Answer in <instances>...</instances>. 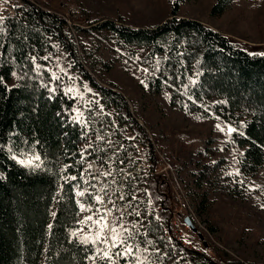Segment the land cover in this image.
<instances>
[{
  "label": "rangeland",
  "instance_id": "obj_1",
  "mask_svg": "<svg viewBox=\"0 0 264 264\" xmlns=\"http://www.w3.org/2000/svg\"><path fill=\"white\" fill-rule=\"evenodd\" d=\"M24 1L65 20L67 41H52V51L36 67L50 88L55 84L74 100L68 122L76 121L87 133L81 154L86 177L78 194L86 190L88 199H78L79 234L92 242L102 216L109 225L128 229L133 256L114 257L115 264H264V169L250 173L240 167L243 150L229 139L233 127L211 111L213 99L195 100L196 109H190L184 100H179L182 106L173 105L169 88L152 91L162 58L147 46L118 41L109 28L152 30L170 17L174 0ZM214 2L185 0L177 16L197 20L238 48L263 55L264 0H228L210 13ZM21 4L0 0L9 17L18 14ZM94 84L118 92L126 110L109 105ZM35 157L16 159L33 163ZM164 208L170 210L167 216ZM185 216L204 234L205 245L184 227ZM173 219L181 222L182 240L167 236ZM104 235H111L109 229ZM106 247L95 243L90 262L109 264L96 255Z\"/></svg>",
  "mask_w": 264,
  "mask_h": 264
},
{
  "label": "trees",
  "instance_id": "obj_2",
  "mask_svg": "<svg viewBox=\"0 0 264 264\" xmlns=\"http://www.w3.org/2000/svg\"><path fill=\"white\" fill-rule=\"evenodd\" d=\"M184 1L174 0L170 17L152 30L109 28L118 41L147 46L162 58L152 91L169 88L171 103L184 100L190 109L195 100L213 99L211 111L235 129L229 139L243 150L240 167L255 173L264 169V54H250L209 26L178 17ZM226 1L215 0L210 13ZM17 9L0 19V264H105L90 262L95 244L78 232V199H88L86 190L78 194L87 133L68 122L74 100L55 84L50 88L36 67L52 41H67L65 20L24 0ZM96 87L109 105L126 110L118 92ZM28 154L40 159H16Z\"/></svg>",
  "mask_w": 264,
  "mask_h": 264
},
{
  "label": "snow or ice",
  "instance_id": "obj_3",
  "mask_svg": "<svg viewBox=\"0 0 264 264\" xmlns=\"http://www.w3.org/2000/svg\"><path fill=\"white\" fill-rule=\"evenodd\" d=\"M2 19V17H0ZM71 91V89H69ZM230 132L235 131V129H229ZM36 160H39L40 157L36 156ZM74 179V178H73ZM79 195L83 196L84 193L81 192ZM98 202H102L100 200V197H96ZM83 208V206H81ZM138 215V214H137ZM92 217L89 216L88 220H91ZM101 220H104V223H101L100 221H96V223L99 225L100 231L97 233L94 240H92V243H103L107 247L101 252L99 249L97 250L96 255H102L103 259L106 262H109V264H115L114 257H121V258H127L133 256V246L128 243V240L131 238V233L128 229L124 228L123 225H120L119 227L114 225H109L105 218L102 216ZM109 229L111 235L105 236L104 230ZM121 230L123 232L128 233L127 236L122 235ZM75 235V233H73ZM87 243V240H85ZM110 242V243H109ZM112 249H120L116 252H112ZM92 259H95V256L92 257Z\"/></svg>",
  "mask_w": 264,
  "mask_h": 264
},
{
  "label": "built area",
  "instance_id": "obj_4",
  "mask_svg": "<svg viewBox=\"0 0 264 264\" xmlns=\"http://www.w3.org/2000/svg\"><path fill=\"white\" fill-rule=\"evenodd\" d=\"M3 10H1V7H0V16H10L11 14H8L7 12H2ZM179 223H181L179 220H175L173 219L172 221V229L169 230L167 232V235L169 238H172V239H175V240H182L184 239L183 238V235L181 234V230H180V225Z\"/></svg>",
  "mask_w": 264,
  "mask_h": 264
},
{
  "label": "water",
  "instance_id": "obj_5",
  "mask_svg": "<svg viewBox=\"0 0 264 264\" xmlns=\"http://www.w3.org/2000/svg\"><path fill=\"white\" fill-rule=\"evenodd\" d=\"M183 222L186 224V226L189 228L191 232H193L200 241H202L203 244H205V241L203 240V236L201 233L197 230V228L194 226L193 222L190 220L188 216H185L183 218Z\"/></svg>",
  "mask_w": 264,
  "mask_h": 264
}]
</instances>
